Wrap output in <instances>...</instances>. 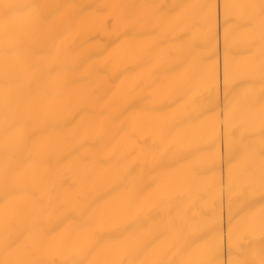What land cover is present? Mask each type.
Returning <instances> with one entry per match:
<instances>
[{"label":"bare ground","instance_id":"6f19581e","mask_svg":"<svg viewBox=\"0 0 264 264\" xmlns=\"http://www.w3.org/2000/svg\"><path fill=\"white\" fill-rule=\"evenodd\" d=\"M262 258L264 0H0V264Z\"/></svg>","mask_w":264,"mask_h":264},{"label":"snow or ice","instance_id":"6c2138e0","mask_svg":"<svg viewBox=\"0 0 264 264\" xmlns=\"http://www.w3.org/2000/svg\"><path fill=\"white\" fill-rule=\"evenodd\" d=\"M12 7V5H4L5 9H11ZM260 264H264V258L261 259Z\"/></svg>","mask_w":264,"mask_h":264}]
</instances>
